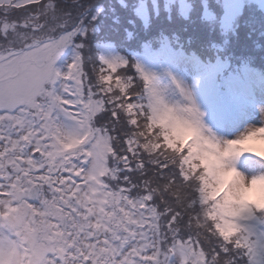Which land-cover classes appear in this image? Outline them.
I'll list each match as a JSON object with an SVG mask.
<instances>
[{"label": "snow or ice", "instance_id": "snow-or-ice-1", "mask_svg": "<svg viewBox=\"0 0 264 264\" xmlns=\"http://www.w3.org/2000/svg\"><path fill=\"white\" fill-rule=\"evenodd\" d=\"M77 33L56 0H0V264H264V126L218 137L139 65L128 103L104 74L128 61L56 67Z\"/></svg>", "mask_w": 264, "mask_h": 264}, {"label": "rangeland", "instance_id": "rangeland-1", "mask_svg": "<svg viewBox=\"0 0 264 264\" xmlns=\"http://www.w3.org/2000/svg\"><path fill=\"white\" fill-rule=\"evenodd\" d=\"M93 1L69 0L67 5L60 3V9L76 21L78 28H81L82 31L86 28V31L84 35L79 36L80 33H77L74 36V43L65 48L56 67L63 69L71 62L78 45H83L81 50L86 58V39L91 31L97 29L98 24L94 21L98 20L97 15H101L104 9V6L100 7L97 12L95 11L96 13L91 15L89 22L85 23L83 17ZM199 1H202L200 2L202 8H198L192 0H173L172 6L165 7V9L167 15L170 16L177 7H181L180 12H183L181 16H184L187 21H198L222 32L232 30L231 34H233L239 28H248L251 30L248 37L254 50H261L259 47L264 45V0H221L220 3L218 0ZM153 7L158 8L156 4ZM221 7H223V11L220 10ZM77 17H79L78 20H76ZM132 55V60H135L136 65H139L145 74L152 77V83L161 90V94L167 102L171 104L186 103L187 99L181 89L189 92L192 102L202 113V122L218 137L236 138L237 134L243 132L250 125L264 126L261 124V120L264 119V111H262L264 110V99L259 101L257 98L251 97L252 101L248 100L249 103H240L234 95L238 91L242 92V89L237 86L236 77L227 80V90H223V96L235 117L225 106L224 101L222 103V98L217 94L216 79L226 65L220 60L202 64L188 60L184 55L172 52L171 49L165 50L162 56H153L148 49L141 54L132 53ZM101 58L125 60V57L117 51L112 43H103L100 46V60ZM104 74L111 77L107 83L111 84L112 88L116 86L115 72L108 70L105 66ZM258 82H260V78ZM234 88H237V91H234Z\"/></svg>", "mask_w": 264, "mask_h": 264}, {"label": "trees", "instance_id": "trees-1", "mask_svg": "<svg viewBox=\"0 0 264 264\" xmlns=\"http://www.w3.org/2000/svg\"><path fill=\"white\" fill-rule=\"evenodd\" d=\"M111 1V6L114 9L112 15H108L104 21H106L107 36L114 39L118 45L124 46H138L144 41H147V44L152 47H159L162 42H168L172 47L181 49L185 54L189 56H196L198 59H206L207 57L215 58L221 57L226 59H232L233 56L236 57L234 60L236 63H240V59L237 57L239 53V48L241 46V39H248L245 35L241 36L239 39L234 40L230 38L227 42L228 45L232 47H228L220 49L218 44H215L214 38L220 43H222V39L217 38L216 36L212 39L208 33H206L207 29L202 26L193 25L187 23L185 20L180 18H176L172 20H166V18H157L154 17L153 10L149 9L148 13L150 14L149 22L147 25H143L140 23V16L135 12H131L132 7L129 5H125L124 7L120 5V0H109ZM61 2H59L60 5ZM162 7V6H161ZM137 12V11H136ZM112 17H117L123 24L114 23L112 21ZM131 17L135 22V27L133 22H130L128 18ZM151 20V21H150ZM126 27L130 30L131 35L124 29ZM176 27V28H175ZM177 27H180L177 28ZM98 36L95 34H90L87 38V44H90L89 54L91 59L94 61L97 58V52L93 48L92 43L95 37ZM226 43V42H225ZM214 49V50H212ZM217 51V52H216ZM96 66V64L94 63ZM239 65V64H237ZM258 64H253L252 67ZM87 68H90L87 66ZM262 69L264 68H257ZM118 71V70H117ZM131 73L133 72L132 67H123L120 68V71L117 75H122V72ZM233 71H236L234 69ZM92 72L89 71L90 77H92ZM98 72V71H97ZM92 79V78H91ZM140 89V86L133 84L131 88L127 87L126 92L128 95L137 92ZM115 92H119L118 88L113 89ZM122 99L124 94H121ZM139 123H144L142 119L139 120Z\"/></svg>", "mask_w": 264, "mask_h": 264}]
</instances>
